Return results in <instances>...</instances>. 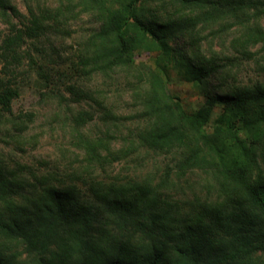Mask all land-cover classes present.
Instances as JSON below:
<instances>
[{
	"label": "trees",
	"instance_id": "trees-1",
	"mask_svg": "<svg viewBox=\"0 0 264 264\" xmlns=\"http://www.w3.org/2000/svg\"><path fill=\"white\" fill-rule=\"evenodd\" d=\"M12 1L0 0V11L8 18L20 15ZM146 2L157 9H145ZM81 3L96 10L101 23L86 63L92 71L126 67L140 51L158 53L138 115L145 124L131 143L137 145L133 151L171 154L173 162L165 164L155 183L136 178L98 181L89 187L91 198L84 200L73 189L51 183L25 193L16 176L0 168V264H261L264 81L235 83L222 94L214 93L206 84L224 66L215 54L198 52L202 40L196 36L206 27L214 28V35L235 31L231 43L242 47V53L264 44V0H124L118 8L104 0ZM148 9H153L149 15ZM10 23L13 30L0 40L3 118L13 115V101L20 95L8 75L21 61L25 36L35 37L42 28L37 18L24 26ZM171 65L203 92L205 100L197 109L187 110L171 95ZM67 89L77 100L91 98L82 87ZM218 104L223 111L212 131L205 132ZM34 115L21 112L18 118ZM94 117L81 110L74 123L84 126ZM84 143L90 161L117 154H104L101 139ZM196 170L211 175L218 195L195 197L185 207L172 202L170 186L178 181L183 189L191 187L190 175Z\"/></svg>",
	"mask_w": 264,
	"mask_h": 264
},
{
	"label": "rangeland",
	"instance_id": "rangeland-1",
	"mask_svg": "<svg viewBox=\"0 0 264 264\" xmlns=\"http://www.w3.org/2000/svg\"><path fill=\"white\" fill-rule=\"evenodd\" d=\"M104 1L118 8L124 0ZM12 2L20 15L8 18L0 11V40L13 30L10 20L24 26L37 18L42 28L35 37L25 36L21 61L8 75L19 87L20 95L13 101V115L0 117V168L16 176L25 193L51 183L73 189L83 200L91 198L89 187L98 181H158L165 164L173 162L172 155L144 148L133 151L137 145L131 143L145 124L138 115L148 91L149 70L158 67V53L140 51L126 67L107 73L92 71L93 67L86 63L93 56L91 44L101 24L96 10L86 9L81 0ZM143 7L157 9L158 5L146 2ZM260 23L264 27V17ZM213 30L200 28L196 36L202 40L198 52L207 57L215 54L224 66V72L211 78L206 87L222 94L231 84L264 81V44L250 46L242 53V47L237 49L231 43L237 32L214 35ZM192 40L189 37L187 42ZM178 45H185L182 39ZM73 84L84 88L91 98L77 100L67 89ZM167 85L171 95L187 110L197 109L205 100L201 89L186 80L178 66L169 67ZM81 110L92 112L95 117L84 126H77L74 116ZM222 111V105L215 106L205 132L212 131ZM21 112L35 115L21 120ZM111 112L120 118L111 117ZM85 139H101L104 154L112 150L117 154H109L107 161H90ZM190 178L189 188L183 189L184 184L178 181L170 186L172 202L179 201L185 207L195 197L210 200L218 195L211 175L196 170ZM260 263L264 264V258Z\"/></svg>",
	"mask_w": 264,
	"mask_h": 264
}]
</instances>
